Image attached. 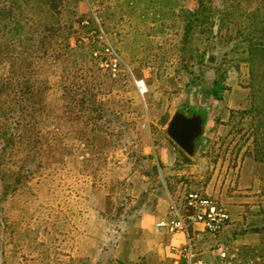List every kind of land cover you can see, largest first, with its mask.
I'll use <instances>...</instances> for the list:
<instances>
[{"label": "rangeland", "instance_id": "374dc122", "mask_svg": "<svg viewBox=\"0 0 264 264\" xmlns=\"http://www.w3.org/2000/svg\"><path fill=\"white\" fill-rule=\"evenodd\" d=\"M231 2L34 0L21 28L9 19L1 35L0 21V77L23 59L8 84L41 79L46 107L37 114L38 147L26 154L18 142L0 164V264H172L170 246L183 235L161 233L155 222L169 213L170 190L187 189L215 198L230 217L217 233L192 231L199 256L214 259L210 249L222 244L264 260V218L247 206L264 212V144L251 133L256 120L242 113H253L252 95L246 42L234 39L224 13ZM187 10L196 12L184 38ZM106 41L121 57L117 78L92 55ZM214 80L224 84L220 99ZM78 84L91 86L84 102ZM174 111L211 120L193 155L166 133ZM231 201L242 209L235 219Z\"/></svg>", "mask_w": 264, "mask_h": 264}, {"label": "trees", "instance_id": "16d2710c", "mask_svg": "<svg viewBox=\"0 0 264 264\" xmlns=\"http://www.w3.org/2000/svg\"><path fill=\"white\" fill-rule=\"evenodd\" d=\"M21 1L26 3V10L24 12L22 10ZM33 1L34 0H6L4 4L1 3L0 21L1 28L3 29L1 35L5 33L4 29L6 26V21H9V19H13L15 24H18V28H21L23 26L22 20L24 16L28 14V5ZM35 1L38 2L40 0ZM228 1L231 2V0H227V2ZM198 4L199 6H204L203 0H198ZM227 4H232V2ZM227 6L229 7V5ZM225 9H227V7L223 8L222 11ZM195 12L196 11H185L188 16L184 19L183 23L184 38H188L189 36L190 28L194 21V18H190V15H194ZM224 13H226L229 20L233 22L232 24L235 36H239L234 39L239 38L243 41L245 40L246 42L247 49L245 52L246 54L243 57V61L248 65L249 68L247 84L252 95V101L250 103L249 109H251L253 113L251 114L250 112H248V110L245 109L244 111H242V113H246L245 116H249L250 119L254 118L256 120L254 131H252L251 133L256 137L260 135L261 138L262 136L264 144V0H236L232 11H229L228 9L225 10ZM206 16L207 15L204 14V19L207 18ZM5 56V41H1L0 58H5ZM22 60L23 59L15 60L21 63L17 68H13V63L9 62L8 68L4 72L6 74L3 77H0V91L9 89V94L8 92H6L4 102H0V126H2L3 128L0 132V136H2L0 151L3 152V154L2 152H0V160L3 161H0V164L1 162H3L2 164L4 165L6 164V155L10 152L8 150L14 148V146H16L18 142H24V144L27 145V149L24 150L26 154H28L29 150L35 145L38 147L37 144L40 140V128L38 127L37 123L41 120V118L46 116V107H44L43 100L42 102L40 101L43 95V89L42 87L39 88L36 85L38 81L41 83V79H37L35 81L36 83H34L33 81H25L26 76H21L19 82H16L19 87L17 86L15 90L13 88V85H11L10 87L8 84L7 80L12 78L14 75H17L24 68L22 65L24 61ZM234 69H237L236 64L234 66ZM82 82L87 84L84 79ZM78 85L79 89L81 90V95L77 97V100L79 102H84L83 94L85 95L87 92H89L91 86H84L81 84ZM223 89L224 84H222L220 80L213 81L211 93L214 98L220 99L221 90ZM73 95L74 93H72V96ZM29 97L31 99H29ZM94 100L95 99H93L90 106L94 104L95 107H97L99 104H95ZM1 103H3V105H1ZM39 112H44L40 119L37 117V114ZM254 142L258 144L257 146L259 148L257 139H255ZM6 148H8L7 151ZM51 152L53 154L55 153V146L51 149ZM256 152L259 153V150L256 149ZM37 163H40V161H38ZM158 164L159 166L161 165L160 162ZM22 166L23 165H20V167ZM189 191L199 190L187 189L180 195H176L174 194L173 190H170V198L175 201L182 213L187 212L185 207V200L186 194ZM169 215L170 214L167 213L164 217L161 218L169 217Z\"/></svg>", "mask_w": 264, "mask_h": 264}, {"label": "built area", "instance_id": "2783aa9c", "mask_svg": "<svg viewBox=\"0 0 264 264\" xmlns=\"http://www.w3.org/2000/svg\"><path fill=\"white\" fill-rule=\"evenodd\" d=\"M103 36L106 34L103 33ZM92 55L97 58L99 67L105 70L109 77H119L122 71L121 57L108 41L100 49L93 50ZM134 82L141 91L139 87L142 86V81L134 79ZM185 207L187 212L182 213L169 196V217L158 219L155 222L156 230L161 233H181L183 235L182 242L170 246L176 257L172 264H264V260L259 256L244 257L237 246L229 248L222 244L210 249L214 259L199 256L192 231L217 233L229 221V213L215 198L200 191H189L186 194ZM194 225H198L200 229H193Z\"/></svg>", "mask_w": 264, "mask_h": 264}, {"label": "water", "instance_id": "95a60500", "mask_svg": "<svg viewBox=\"0 0 264 264\" xmlns=\"http://www.w3.org/2000/svg\"><path fill=\"white\" fill-rule=\"evenodd\" d=\"M203 116L197 113L185 115L180 111H174L167 123V135L182 149L187 155H193L195 150V140L202 133Z\"/></svg>", "mask_w": 264, "mask_h": 264}, {"label": "crops", "instance_id": "0c3cea01", "mask_svg": "<svg viewBox=\"0 0 264 264\" xmlns=\"http://www.w3.org/2000/svg\"><path fill=\"white\" fill-rule=\"evenodd\" d=\"M206 116V115H205ZM209 121H211L210 119H208L207 120V117L203 120V125L202 126H206V124H207V122H209ZM248 162V161H247ZM244 165H247L248 166V169L246 170V172H248L247 173V176H249L250 178H248V180L250 179V181L253 183V185L255 184V179L254 178H252L251 177V175H250V171H251V169L249 168V163H243V166ZM238 187H240L239 185H238ZM258 191V190H257ZM257 197H258V195H256ZM167 201H168V199H165V204H166V206H167ZM228 205V208H229V211H230V215L232 216V218H237L238 216H237V213L238 212H242V209H241V205H238V204H233L232 203V201L230 202V203H228L227 204ZM243 207H244V209L246 208V206H244V205H242ZM247 206H249V208H253V214H257V215H259V216H261V218L263 217L264 218V212L262 213L261 212V210L260 209H258V208H256V206H250V205H247ZM239 209H241V210H239ZM163 210H164V208H163ZM255 210H259V211H255ZM249 211V213H250V209L248 210ZM245 213H246V211H245ZM262 213V214H261ZM246 219H248V217L246 216ZM197 228H199L200 229V227L198 226V225H196V227H195V229H197ZM198 231H202V230H198ZM202 232H204V231H202ZM177 234V233H176ZM243 236L245 237L246 236V233H244V234H242V236H241V241L242 242H245L246 240L245 239H243ZM178 242V241H177ZM176 244V243H175Z\"/></svg>", "mask_w": 264, "mask_h": 264}, {"label": "bare ground", "instance_id": "6f19581e", "mask_svg": "<svg viewBox=\"0 0 264 264\" xmlns=\"http://www.w3.org/2000/svg\"><path fill=\"white\" fill-rule=\"evenodd\" d=\"M145 87V86H144Z\"/></svg>", "mask_w": 264, "mask_h": 264}]
</instances>
